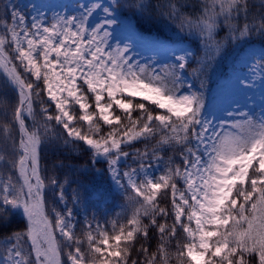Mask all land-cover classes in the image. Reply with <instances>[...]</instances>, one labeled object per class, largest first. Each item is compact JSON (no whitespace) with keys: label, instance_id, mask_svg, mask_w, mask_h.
<instances>
[{"label":"snow or ice","instance_id":"snow-or-ice-1","mask_svg":"<svg viewBox=\"0 0 264 264\" xmlns=\"http://www.w3.org/2000/svg\"><path fill=\"white\" fill-rule=\"evenodd\" d=\"M0 4V88L15 101L0 118V264H264V0ZM228 48L229 104L260 112L214 125L201 77ZM49 146L64 153L51 168Z\"/></svg>","mask_w":264,"mask_h":264},{"label":"rangeland","instance_id":"rangeland-1","mask_svg":"<svg viewBox=\"0 0 264 264\" xmlns=\"http://www.w3.org/2000/svg\"><path fill=\"white\" fill-rule=\"evenodd\" d=\"M13 3L19 5L20 7H23L26 4H29L30 2H33V0H12ZM35 2L39 3L40 0H35ZM45 2L48 3H63V4H69L74 3L75 0H45ZM108 0H105V3H107ZM57 11H63V9H56ZM48 15H51V12L48 13ZM100 18V15H97L93 19V23H95ZM133 25L136 26L135 19L132 21ZM137 27V26H136ZM138 29V28H137ZM138 31H140L138 29ZM146 36H149L152 39H159L163 43H165L168 47H185L189 48L191 50H194V47L189 42H183V43H172L167 38L161 37L156 34H144ZM261 45L259 43L255 44V47L259 49ZM134 52H139L140 55L136 56L135 58L140 60L141 63L148 62V58H151L153 61V66L157 69L161 68L163 64L172 62L171 61V54L166 53L164 51H161L159 54L143 50L141 48L134 49ZM241 71L239 70V66L237 65L236 61L234 64L225 70V75L216 83V85L213 88V92L211 94V98H215L216 107L214 108V117H210L213 119L214 125H219L221 121L227 122V124H230L235 119H240L239 116L240 112H251L253 115H259L260 109L258 107V104L254 105L252 102H248L247 106H245L244 101L241 100V103L239 107H237L235 104H229V102L233 99L239 98L238 94L235 92V89L233 87V81L235 80V77L237 75H240ZM257 85L259 84V78H256ZM188 82H193V79L189 76ZM249 95L256 94L257 103H259V93L258 88L254 91H249ZM232 113V115H229V113ZM68 192L70 194L71 190L68 189ZM112 204L117 205L115 208L112 209V212L115 209H119L121 211V208L119 205H121L118 201H113L110 198V203L108 207H111ZM71 206V205H69ZM81 207V215L79 219L81 222H83V205ZM104 206H102L103 208ZM95 210L90 209L89 210V218H91V215L93 214ZM97 218L99 219L100 216L97 214ZM82 226V223H81Z\"/></svg>","mask_w":264,"mask_h":264},{"label":"trees","instance_id":"trees-1","mask_svg":"<svg viewBox=\"0 0 264 264\" xmlns=\"http://www.w3.org/2000/svg\"><path fill=\"white\" fill-rule=\"evenodd\" d=\"M257 2H259V0H257ZM0 7H2V4H0ZM135 22H136V20H135ZM136 25L144 33H148V34L155 33L159 36L169 38L173 41H181L180 37L176 34V31L174 29L166 27L162 24L152 26L150 28H147V30L145 27H142L139 24H137V22H136ZM192 44L195 45V48H196L195 42H192ZM196 50H197V48H196ZM197 54L198 55L200 54L198 50H197ZM235 59H236V54L230 48L226 49L213 62L212 69L209 72H207V74H205L201 77V80H203L204 86H205L206 103L210 100V95L212 93L214 84L224 74V72L228 68V66L235 61ZM193 66H195V65H193ZM193 83L195 84L196 89L199 90L200 81L196 80V81H193ZM0 100L3 101V103H0V118H2V111L5 108V106L8 104L14 103L15 101L12 98V94L11 93L6 94V90H4L2 88H0ZM137 147H143V146L137 145ZM42 157H43L42 165H46L47 167L51 168L53 163L59 162V161L64 159V153H63V150H61L59 152H54L52 146H49V147L45 148L44 151L42 152ZM81 162H82V159H81ZM94 184L97 187H107V185L99 177L96 178V180L94 181ZM69 190H71V189H69ZM48 199H49V202L51 205L52 193L50 191L48 193ZM113 201H118L121 204L124 203V200L122 197H118L117 199H115ZM118 212H120L119 209H115L112 212V214H110L108 216V219H111L112 215H114L115 213H118ZM154 243L155 242L153 241V244ZM171 264H175V260H173L171 262Z\"/></svg>","mask_w":264,"mask_h":264}]
</instances>
